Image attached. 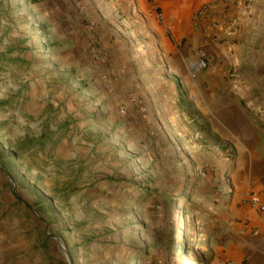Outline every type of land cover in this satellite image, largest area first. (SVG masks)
<instances>
[{"label":"rangeland","instance_id":"1","mask_svg":"<svg viewBox=\"0 0 264 264\" xmlns=\"http://www.w3.org/2000/svg\"><path fill=\"white\" fill-rule=\"evenodd\" d=\"M75 1L0 0V264H204V182L235 151L202 141L194 105L164 124L106 59L67 53Z\"/></svg>","mask_w":264,"mask_h":264},{"label":"crops","instance_id":"2","mask_svg":"<svg viewBox=\"0 0 264 264\" xmlns=\"http://www.w3.org/2000/svg\"><path fill=\"white\" fill-rule=\"evenodd\" d=\"M78 1L79 12L71 10L62 24L60 41L73 45L67 53L80 44L82 56L94 60V47L107 73L119 76L114 92L159 105L164 124L176 121L182 103L194 105L226 152L235 151L226 178L221 166L218 179L203 181L206 262L264 264V214L245 203L252 196L264 205V0ZM202 7L208 14L196 22ZM200 49L208 52V66L192 78L188 64Z\"/></svg>","mask_w":264,"mask_h":264},{"label":"built area","instance_id":"3","mask_svg":"<svg viewBox=\"0 0 264 264\" xmlns=\"http://www.w3.org/2000/svg\"><path fill=\"white\" fill-rule=\"evenodd\" d=\"M207 14H208V8L202 7L197 11L195 16L193 17V20L199 22L200 20L204 19L207 16ZM215 26H217V23H214L213 27ZM92 57L94 61H96L97 63L102 61V56L96 52L94 47H92ZM208 62H209L208 52L203 49L199 50L197 53V61H195L191 65L192 78L195 76L196 71L207 68ZM245 203L249 204L251 207H254L259 213L264 214V205L260 204L256 198L249 196L245 199Z\"/></svg>","mask_w":264,"mask_h":264},{"label":"trees","instance_id":"4","mask_svg":"<svg viewBox=\"0 0 264 264\" xmlns=\"http://www.w3.org/2000/svg\"><path fill=\"white\" fill-rule=\"evenodd\" d=\"M182 111H184L185 112V110H184V108H183V104H182ZM199 132H200V134H204L206 137H210V139H202V141H205V142H208V143H212V144H214V145H219V144H221V148H222V150H225L228 146H227V144H225V143H223V142H221L220 140H218L216 137H214L212 134H210V131H209V129L208 128H205L204 130H203V128L201 127V128H199ZM176 243V240L174 239V238H170V240H169V246L171 247L173 244H175ZM142 251L143 252H147V249L146 248H143L142 249ZM204 264H208L207 262H205Z\"/></svg>","mask_w":264,"mask_h":264},{"label":"water","instance_id":"5","mask_svg":"<svg viewBox=\"0 0 264 264\" xmlns=\"http://www.w3.org/2000/svg\"><path fill=\"white\" fill-rule=\"evenodd\" d=\"M55 239L57 240V243H58L59 247L63 250V252L65 253L66 257L68 258L67 253H66V250H65V248L60 244L59 239L56 238V237H55Z\"/></svg>","mask_w":264,"mask_h":264}]
</instances>
